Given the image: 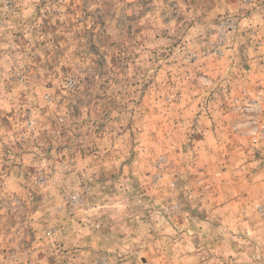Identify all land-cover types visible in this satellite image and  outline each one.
I'll return each mask as SVG.
<instances>
[{
  "label": "rangeland",
  "instance_id": "1",
  "mask_svg": "<svg viewBox=\"0 0 264 264\" xmlns=\"http://www.w3.org/2000/svg\"><path fill=\"white\" fill-rule=\"evenodd\" d=\"M0 264H264V0H0Z\"/></svg>",
  "mask_w": 264,
  "mask_h": 264
}]
</instances>
